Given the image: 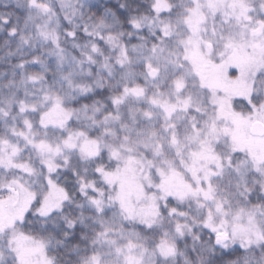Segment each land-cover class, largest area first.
Masks as SVG:
<instances>
[{
	"label": "snow or ice",
	"instance_id": "1",
	"mask_svg": "<svg viewBox=\"0 0 264 264\" xmlns=\"http://www.w3.org/2000/svg\"><path fill=\"white\" fill-rule=\"evenodd\" d=\"M0 264H264V0H0Z\"/></svg>",
	"mask_w": 264,
	"mask_h": 264
},
{
	"label": "rangeland",
	"instance_id": "2",
	"mask_svg": "<svg viewBox=\"0 0 264 264\" xmlns=\"http://www.w3.org/2000/svg\"><path fill=\"white\" fill-rule=\"evenodd\" d=\"M113 2H115V0H113Z\"/></svg>",
	"mask_w": 264,
	"mask_h": 264
}]
</instances>
